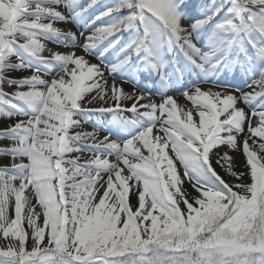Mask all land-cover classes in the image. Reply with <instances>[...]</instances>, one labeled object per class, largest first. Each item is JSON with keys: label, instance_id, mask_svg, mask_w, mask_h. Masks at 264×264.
<instances>
[{"label": "snow or ice", "instance_id": "1", "mask_svg": "<svg viewBox=\"0 0 264 264\" xmlns=\"http://www.w3.org/2000/svg\"><path fill=\"white\" fill-rule=\"evenodd\" d=\"M0 264H264V0H0Z\"/></svg>", "mask_w": 264, "mask_h": 264}, {"label": "trees", "instance_id": "2", "mask_svg": "<svg viewBox=\"0 0 264 264\" xmlns=\"http://www.w3.org/2000/svg\"><path fill=\"white\" fill-rule=\"evenodd\" d=\"M102 3L105 5H111L112 3H115V0H102Z\"/></svg>", "mask_w": 264, "mask_h": 264}, {"label": "rangeland", "instance_id": "3", "mask_svg": "<svg viewBox=\"0 0 264 264\" xmlns=\"http://www.w3.org/2000/svg\"><path fill=\"white\" fill-rule=\"evenodd\" d=\"M93 11H95V10H93ZM75 27L76 28H80L81 27V25L79 24V23H77L76 25H75ZM108 59L110 60L111 59V56H109L108 57ZM242 170V169H241ZM233 180H234V178H232ZM185 186H187V183H186V185ZM39 222H41L42 223V217H41V220L39 221Z\"/></svg>", "mask_w": 264, "mask_h": 264}]
</instances>
